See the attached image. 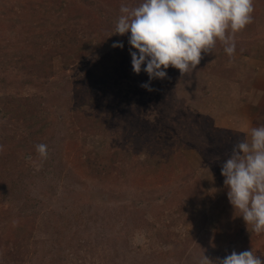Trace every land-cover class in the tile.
Wrapping results in <instances>:
<instances>
[{"label": "rangeland", "instance_id": "374dc122", "mask_svg": "<svg viewBox=\"0 0 264 264\" xmlns=\"http://www.w3.org/2000/svg\"><path fill=\"white\" fill-rule=\"evenodd\" d=\"M122 3L141 0H0V264L264 259L221 175L264 125V0L232 57L217 41L152 91L115 35Z\"/></svg>", "mask_w": 264, "mask_h": 264}, {"label": "clouds", "instance_id": "9594fccd", "mask_svg": "<svg viewBox=\"0 0 264 264\" xmlns=\"http://www.w3.org/2000/svg\"><path fill=\"white\" fill-rule=\"evenodd\" d=\"M254 10V0H141L135 7L122 3L115 35L128 36L132 70L148 75L149 82L141 87L152 91L151 82L166 79L170 67L182 77L196 69L204 54H213L217 41L232 57L235 36L252 23ZM113 47L123 49L124 44L118 41ZM36 152L46 158L47 145L37 144ZM221 175L234 213L241 214L248 230L251 226L255 234H264V125L251 128L233 146ZM199 264H264V259L251 248L214 261L204 254Z\"/></svg>", "mask_w": 264, "mask_h": 264}, {"label": "crops", "instance_id": "0c3cea01", "mask_svg": "<svg viewBox=\"0 0 264 264\" xmlns=\"http://www.w3.org/2000/svg\"><path fill=\"white\" fill-rule=\"evenodd\" d=\"M261 68L258 69V72L261 73ZM255 81H258L257 79H254ZM259 96H261V94L264 92V88H262L261 90L259 89ZM254 109V108H253Z\"/></svg>", "mask_w": 264, "mask_h": 264}]
</instances>
